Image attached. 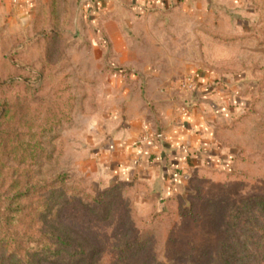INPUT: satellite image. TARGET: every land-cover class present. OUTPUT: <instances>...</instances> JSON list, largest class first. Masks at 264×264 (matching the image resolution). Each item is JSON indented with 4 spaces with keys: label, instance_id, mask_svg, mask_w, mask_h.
Segmentation results:
<instances>
[{
    "label": "rangeland",
    "instance_id": "374dc122",
    "mask_svg": "<svg viewBox=\"0 0 264 264\" xmlns=\"http://www.w3.org/2000/svg\"><path fill=\"white\" fill-rule=\"evenodd\" d=\"M84 2L28 0L20 13L19 2L0 0V243L10 244L0 246L3 264H13L16 245L14 264H26V247L45 226L86 252L38 253L35 264H220L222 241L253 253L246 219L264 210L243 205L264 199V0L223 3L218 17L182 24L136 25L129 15L119 24L126 63L108 38L92 49L101 29ZM198 69L236 79L245 102L219 136L229 166L202 167L164 191L101 174V141L91 142L112 102L110 76L152 70L178 83Z\"/></svg>",
    "mask_w": 264,
    "mask_h": 264
},
{
    "label": "crops",
    "instance_id": "0c3cea01",
    "mask_svg": "<svg viewBox=\"0 0 264 264\" xmlns=\"http://www.w3.org/2000/svg\"><path fill=\"white\" fill-rule=\"evenodd\" d=\"M253 1L257 0H85L83 5L90 21L101 29L93 33L97 39H91L92 49H100L108 38L121 54L120 63H126L128 49L119 24L129 15L135 16L136 25L157 20L182 24L210 14L218 17L215 13L222 12L223 3ZM15 2L24 13L28 0ZM187 74L196 79L194 89L187 92H181L165 72L110 76L105 94L112 96V102L91 142L101 141L94 154L101 174L141 180L164 191L176 189L202 167L229 166L219 136L230 115L245 104L240 102L236 79L201 69ZM145 133L150 139L137 142Z\"/></svg>",
    "mask_w": 264,
    "mask_h": 264
},
{
    "label": "trees",
    "instance_id": "16d2710c",
    "mask_svg": "<svg viewBox=\"0 0 264 264\" xmlns=\"http://www.w3.org/2000/svg\"><path fill=\"white\" fill-rule=\"evenodd\" d=\"M116 71L119 73H125L127 70L122 66H116ZM62 180V178H60ZM254 204V211H258L259 213L264 210V199H256L255 201L246 203L243 207L246 209L249 205ZM238 212L237 215H239ZM236 215V216H237ZM248 227L247 231L253 232L255 234V239L252 242L253 245V253H247L245 255H240L239 251H247V247L244 245L236 247V245L229 241H222L220 243V248L218 250V259L220 264H264V213L255 219V216L252 214L247 219ZM241 223V222H240ZM241 225V224H239ZM244 225L239 226L240 229H244ZM64 230L57 229L53 226L48 227H40L38 230L40 234V239L33 246L26 247V256L25 263L26 264H35L37 261L36 254L41 255H51L52 257L58 256L62 253H65L69 256L82 255L85 254V250L81 248V245L75 248L71 238L68 233ZM7 244L4 242L0 246L2 249L9 250ZM14 248L11 250L9 254V259L12 260V263H18L19 259L16 258L18 253V246H13ZM240 247V248H239ZM4 254L0 255V264H3L5 260L3 259ZM56 259V258H55ZM82 258H78L77 261L81 262ZM72 260H69L67 264H72ZM54 262H57L54 261Z\"/></svg>",
    "mask_w": 264,
    "mask_h": 264
},
{
    "label": "built area",
    "instance_id": "2783aa9c",
    "mask_svg": "<svg viewBox=\"0 0 264 264\" xmlns=\"http://www.w3.org/2000/svg\"><path fill=\"white\" fill-rule=\"evenodd\" d=\"M14 2L16 0H13ZM196 84V79L193 74H185L178 82V88L181 92H187L193 90ZM160 134H155L154 137H158ZM150 139L148 134H143L137 142H146Z\"/></svg>",
    "mask_w": 264,
    "mask_h": 264
}]
</instances>
